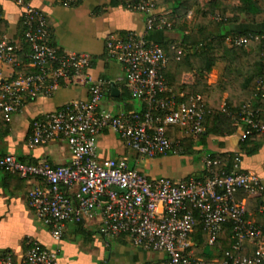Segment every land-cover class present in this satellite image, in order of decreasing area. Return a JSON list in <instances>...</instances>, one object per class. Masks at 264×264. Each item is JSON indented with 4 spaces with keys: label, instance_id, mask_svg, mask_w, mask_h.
I'll return each instance as SVG.
<instances>
[{
    "label": "built area",
    "instance_id": "1",
    "mask_svg": "<svg viewBox=\"0 0 264 264\" xmlns=\"http://www.w3.org/2000/svg\"><path fill=\"white\" fill-rule=\"evenodd\" d=\"M21 6L23 37L27 44L24 63L29 72L2 77L0 72V113L6 121L39 95H51L68 80L86 85L87 97L61 104L42 117L34 118L26 144L30 148L52 140L64 143L70 153L66 164L47 161L24 162L13 154L0 156V169L23 178H38L26 198L35 217L59 239L70 223H83L98 214L100 233L105 237L125 236L135 246L163 252L161 264H206L193 252L197 227L213 246L223 225L232 224V250L215 260L218 264H264V227L256 224L246 209L244 197L263 188V176L234 169L219 172L209 155L204 158L205 174L174 179L149 177L125 158L97 153V137L104 130L116 132L126 146L140 156L156 157L177 152L166 126H177L186 135L204 131L205 105L199 93L181 96L169 87L162 70L167 55L159 42L145 32L171 29L174 20L155 12L154 0H125V7L144 15L145 32L129 31L123 36L109 34L105 48L110 59L119 62L130 96L142 103L139 110L115 112L101 106L106 80H93L87 52H63L49 41V24L42 10L27 0H13ZM70 6L78 0H59ZM218 19V17H215ZM248 35L231 34L229 44L246 46ZM174 44L172 45V47ZM18 45L0 40V63H15ZM181 50H178L180 53ZM230 116L240 129V141L252 132H264V121L244 103ZM264 210V205L260 207ZM245 240L252 245L242 253ZM20 264H56L58 250L38 241L27 243ZM0 264H16L10 252L0 255Z\"/></svg>",
    "mask_w": 264,
    "mask_h": 264
},
{
    "label": "crops",
    "instance_id": "2",
    "mask_svg": "<svg viewBox=\"0 0 264 264\" xmlns=\"http://www.w3.org/2000/svg\"><path fill=\"white\" fill-rule=\"evenodd\" d=\"M27 1L46 15L49 24V40L53 45L63 52H87L91 56L89 73L92 79L104 78L107 82L101 106L115 112L142 108L143 105L139 100L128 95L122 65L110 59L105 48V40L109 34L123 36L129 31L144 33V15L141 12L127 9L120 4L111 5L110 0H78L70 6L61 4L59 0ZM225 1L233 6L239 2V0ZM156 2L155 12L169 16L174 20V26L171 29H154L145 32L147 39L179 44L182 36L191 32L198 13L206 7L208 0H196L186 14L176 19L174 14L176 0H156ZM260 4L264 6V0H261ZM21 10V6L13 0H0V19L3 20L0 22V40L13 41L19 47L15 63H0L2 77L32 70L23 60L26 42L23 37ZM230 16L232 13H226V17ZM249 18L248 14L240 13L235 28L259 30L264 27V22L252 23ZM246 48L249 49V47ZM223 66V62L215 63L207 73L209 83L221 80ZM196 76L195 70L184 71L181 75V83L191 85ZM112 84L117 89V95L112 94ZM125 92L127 96L119 98L125 95ZM175 92L184 97L188 96L179 89ZM86 97V85L64 80L53 94L39 95L26 102L22 109L13 114L11 120L0 128V156L13 154L19 160L31 163L39 161H47L51 164L68 163L69 150L58 140H52L34 148L28 147L26 140L30 133V125L34 118L44 116L61 104L72 100H83ZM225 97L226 93L223 94V98ZM174 134L176 138L187 136L181 129L176 130ZM193 138L198 140L199 137ZM96 146L97 153L101 156L125 158L128 163L129 158H134L132 167L151 178L168 176L180 179L187 176H200L205 169L206 155L224 152L239 153V158H235L233 170L251 171L260 176L264 174V143L254 154L242 153L240 129L227 135L208 134L203 142L194 144L190 154L173 153L156 157L136 155L116 132L109 129H104L98 135ZM3 176L4 172L0 169V255L3 252H10L16 264H20V257L25 251V238L38 241L48 248L57 249L56 264H161L164 261L163 252L135 246L125 236H103L99 230L100 216L98 214L86 219L80 226L70 223L61 238H54L48 227L35 217L27 203V192L35 184H41L40 180L13 175L6 180V187L3 184ZM251 197H240V194L236 193V198H243L246 206L247 199ZM261 197L264 199V179ZM247 212L253 220V209L249 208ZM198 234L195 230L194 242H197ZM204 252V256L200 254L199 257H208L207 253H211V251L207 252L206 248ZM211 259L215 261L219 257Z\"/></svg>",
    "mask_w": 264,
    "mask_h": 264
},
{
    "label": "trees",
    "instance_id": "3",
    "mask_svg": "<svg viewBox=\"0 0 264 264\" xmlns=\"http://www.w3.org/2000/svg\"><path fill=\"white\" fill-rule=\"evenodd\" d=\"M260 1L239 0L238 4L233 6L225 0H208L206 7L198 13L191 32L184 34L179 44L159 42L167 55L166 64L162 70L166 84L174 91L179 89L186 95L199 93L206 109L203 121L204 131L198 136V140H195L191 135L176 138L174 133L180 128L173 125L166 126L168 138L172 142L179 143L175 153L190 154L194 144L203 142L208 134L227 135L235 132L236 126L230 112L237 111L246 102L251 103V108L264 121V27L259 30H237L235 28L240 13L248 14L252 23L264 22V6L260 4ZM154 2L156 5V0ZM195 3L196 0H176L175 19L186 14ZM110 4H120L125 7V0H110ZM228 12L232 13V16L226 17ZM0 22L3 20L0 19ZM231 34L248 35L247 45L229 44L226 37ZM25 46L24 51L27 49V44ZM179 49L180 53H178ZM216 62L224 64L222 78L217 82L209 83L207 73ZM191 70L197 72L195 81L191 85L181 83L182 73ZM224 93H226L225 98H223ZM128 95H130L129 90ZM125 96L127 93L119 98ZM6 122L3 114L0 113V128L2 125L5 126ZM263 143L264 132H252L240 141V150L246 155H251L256 153ZM209 157L213 161L215 170L230 172L236 163L235 158H239V153L224 152L217 155L209 153ZM1 170L4 172L3 184L7 187L6 180L16 174ZM203 174H205V170L200 176ZM237 194H240V197L244 196L241 191H238ZM247 200L249 203L247 202L246 209L252 208L254 211L253 221L264 227V210H260V207L264 205L261 192ZM80 224L76 223L78 226ZM196 230L199 234L197 242H194L193 252L199 254L196 256H200V254L204 256L206 235L200 227H197ZM231 235L232 224L228 221L223 225L215 244L211 246V253H207L209 258L201 256L205 259L206 264H218L211 258H221L226 251L232 250L234 241ZM31 242L32 239L25 238L24 248L26 249L27 243ZM244 243L245 249L242 250V253H250L252 245L248 240H245Z\"/></svg>",
    "mask_w": 264,
    "mask_h": 264
},
{
    "label": "rangeland",
    "instance_id": "4",
    "mask_svg": "<svg viewBox=\"0 0 264 264\" xmlns=\"http://www.w3.org/2000/svg\"><path fill=\"white\" fill-rule=\"evenodd\" d=\"M132 152H134L136 155H138L134 150H132ZM132 156H133V154H132ZM144 157H146V156H144ZM127 161V160H126ZM133 162H134V158H129V163H128V165L129 166H133ZM206 251L208 252V251H211V246H209V244L206 242Z\"/></svg>",
    "mask_w": 264,
    "mask_h": 264
},
{
    "label": "water",
    "instance_id": "5",
    "mask_svg": "<svg viewBox=\"0 0 264 264\" xmlns=\"http://www.w3.org/2000/svg\"><path fill=\"white\" fill-rule=\"evenodd\" d=\"M111 91L113 95H117V89L114 87V85L112 84L111 86Z\"/></svg>",
    "mask_w": 264,
    "mask_h": 264
}]
</instances>
